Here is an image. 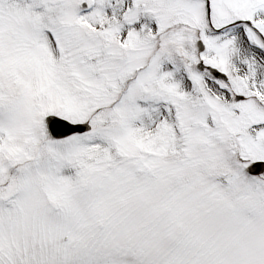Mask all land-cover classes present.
Segmentation results:
<instances>
[{"label":"snow or ice","instance_id":"1","mask_svg":"<svg viewBox=\"0 0 264 264\" xmlns=\"http://www.w3.org/2000/svg\"><path fill=\"white\" fill-rule=\"evenodd\" d=\"M0 264H264V0H0Z\"/></svg>","mask_w":264,"mask_h":264}]
</instances>
